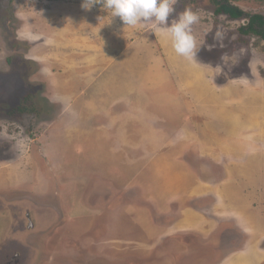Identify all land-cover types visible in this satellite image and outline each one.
Wrapping results in <instances>:
<instances>
[{
  "label": "rangeland",
  "instance_id": "374dc122",
  "mask_svg": "<svg viewBox=\"0 0 264 264\" xmlns=\"http://www.w3.org/2000/svg\"><path fill=\"white\" fill-rule=\"evenodd\" d=\"M82 3L0 0V264H264V41L176 0L190 62Z\"/></svg>",
  "mask_w": 264,
  "mask_h": 264
},
{
  "label": "clouds",
  "instance_id": "9594fccd",
  "mask_svg": "<svg viewBox=\"0 0 264 264\" xmlns=\"http://www.w3.org/2000/svg\"><path fill=\"white\" fill-rule=\"evenodd\" d=\"M175 2L176 0H83L81 7L90 10L95 4H101L111 19L119 17L121 22L127 26L126 28L134 27L141 22H151L156 26L157 31L169 41L174 53L191 62L195 60L198 53L193 31L201 17L191 8H186L177 14L174 7ZM170 17H173L171 22H169ZM213 39L223 47L221 32L217 31ZM214 46L210 45L209 48ZM244 55H246V50L243 48L233 52L231 56L225 53L221 57L223 64H217L214 71L219 74L224 67H229L231 70V67L240 63ZM257 65L264 66V58L253 55L248 61L250 71L254 72ZM246 78V76H241L239 79Z\"/></svg>",
  "mask_w": 264,
  "mask_h": 264
},
{
  "label": "trees",
  "instance_id": "16d2710c",
  "mask_svg": "<svg viewBox=\"0 0 264 264\" xmlns=\"http://www.w3.org/2000/svg\"><path fill=\"white\" fill-rule=\"evenodd\" d=\"M211 4L215 7L216 15H226L232 20H244V26L239 30L241 34L256 36L264 41V15L246 13L227 0H211Z\"/></svg>",
  "mask_w": 264,
  "mask_h": 264
},
{
  "label": "flooded vegetation",
  "instance_id": "af4514ba",
  "mask_svg": "<svg viewBox=\"0 0 264 264\" xmlns=\"http://www.w3.org/2000/svg\"><path fill=\"white\" fill-rule=\"evenodd\" d=\"M2 205V204H1ZM4 207V206H3ZM5 211V210H4ZM6 213H8V211L6 212ZM27 215H29L28 216V218H30V213L29 214H27ZM7 217L9 218V217H12L13 218V214L12 213H9L8 215H7ZM29 221V224H31L30 226L32 227L33 226V224H32V220H28Z\"/></svg>",
  "mask_w": 264,
  "mask_h": 264
}]
</instances>
